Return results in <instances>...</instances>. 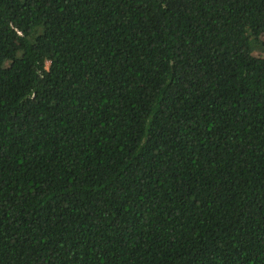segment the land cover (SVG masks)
I'll return each instance as SVG.
<instances>
[{"label": "trees", "instance_id": "16d2710c", "mask_svg": "<svg viewBox=\"0 0 264 264\" xmlns=\"http://www.w3.org/2000/svg\"><path fill=\"white\" fill-rule=\"evenodd\" d=\"M0 264H264V0H0Z\"/></svg>", "mask_w": 264, "mask_h": 264}]
</instances>
